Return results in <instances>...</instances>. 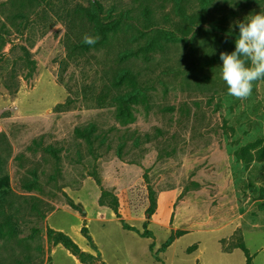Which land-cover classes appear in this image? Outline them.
<instances>
[{
    "label": "rangeland",
    "instance_id": "obj_1",
    "mask_svg": "<svg viewBox=\"0 0 264 264\" xmlns=\"http://www.w3.org/2000/svg\"><path fill=\"white\" fill-rule=\"evenodd\" d=\"M139 1L124 3L138 6ZM214 4L213 20L227 16L236 38L238 22L264 13V0ZM68 11V5L39 0H0V180L6 178V198L12 201L11 207L0 205V211L26 224L38 219L33 206L41 213L51 208L45 226L70 236L84 252L100 253L107 264H247L243 247L252 264H264V80L253 82L246 99L230 96L221 78L223 62L213 70L199 64L213 43L203 32L190 41H161L162 47L153 51L145 49L144 39H132L136 53L119 67L136 75L147 97L144 102L115 100L113 79L122 71L112 66L118 47L109 51L124 36L118 33L110 46L80 49L71 57ZM83 25L90 29L77 21L78 35ZM130 90L128 83L120 87V93ZM90 123L105 137L157 129L164 136L125 158H100L95 163L99 185L90 176L93 165L72 162L75 129ZM51 143L64 148L60 162L42 150ZM56 168L63 180L50 179ZM87 180L101 196L105 190L117 200V215L99 200L104 223H89L84 204L74 196ZM70 199L80 210L70 206ZM31 225L22 227L18 238L0 232V264L24 262L28 256L33 258L29 264L40 259L43 264H78L55 244V236L41 242L26 238ZM147 231L152 235L145 238Z\"/></svg>",
    "mask_w": 264,
    "mask_h": 264
},
{
    "label": "trees",
    "instance_id": "obj_2",
    "mask_svg": "<svg viewBox=\"0 0 264 264\" xmlns=\"http://www.w3.org/2000/svg\"><path fill=\"white\" fill-rule=\"evenodd\" d=\"M26 1V0H22ZM48 6L53 4H62L70 6L71 11L67 12V20L70 15L69 27H68V52L72 57L73 54L78 53V50H85L91 48H106L110 46L111 38H114L118 33L124 36L123 42L118 46L111 48L109 53L116 52V58L112 60V63L116 69H120L121 74L119 77H115L113 83L117 87L115 100L122 101H138L144 102L147 97L146 88L139 81L136 75H133L128 68H120L122 63L129 60V58L136 53L137 46H133L132 39H144L148 51L156 50L160 47L161 41L177 43L179 41H190L196 34H201L209 37L213 42L207 51L202 55L199 60V64L204 67L214 69L222 61L220 60V54L227 52L228 48L235 50V25L228 21V17H223L220 20H213L210 8L215 4L214 2H220V0H163V4L158 6L157 2L161 0H141L138 6L134 4H125L124 0H118L117 2H108V0H86L88 5L85 6L82 3H77L72 6L69 5L68 0H39ZM196 1H198V6ZM166 3L171 4L170 10L167 11ZM87 22L89 24V30L87 31L86 25L83 31L78 35L75 31L76 22ZM207 27L208 30H205ZM89 35L97 38L95 44L89 45L84 43V36ZM142 47V46H141ZM142 47V48H144ZM204 68V69H206ZM168 71V69H167ZM264 80V79H263ZM128 83L131 86V90L125 93H120V87ZM86 96V92H85ZM122 136L105 137L98 133V127L94 123L80 126L75 129V135L77 144L75 145V157L72 162L76 164H83L85 166L93 165V169L90 172L97 183L100 185V178L96 171L95 163L107 154H113L119 158H125L133 153L135 150L140 149L142 146L156 142L164 136V131L161 129L155 130L154 133H141L130 132L129 130L123 131ZM34 143H40L35 141ZM60 143H51L46 145L42 150L44 154L51 157L57 162L61 161L60 155L64 151L63 147H59ZM33 176L37 178L36 173L32 172ZM63 180V175L60 169H55L53 174L50 175L51 180L57 179ZM57 182L54 187H57ZM7 181L4 177L0 180V205L6 203V205L12 206L10 198H6L9 190L6 188ZM107 198H111L110 202L106 201ZM152 208L155 207L154 197L151 198ZM101 206L107 205L113 211L118 214V205L115 197H112L110 193L102 190V196L100 199ZM70 206L74 210H80V206L75 205L70 199ZM33 212H36L38 219L34 222L30 221L26 224H21L18 219L11 214L0 211V232L7 230L13 238L20 236L21 228L31 225V233L26 238H39L45 236H55V244H61L66 248L74 257H76L81 264H107L101 259V254L97 252V256L91 253L84 252L73 239L63 233L55 232L49 227L45 226L46 215L45 212L41 213L38 209V205L32 207ZM123 225V228L128 231H134L133 228ZM83 235L88 240L89 244L93 245V240L85 228L83 229ZM152 235L150 231L145 232L142 236L148 237ZM169 243H166L163 248L165 249ZM153 245H151V249ZM245 255L247 264H252V257L246 248H242ZM38 251L43 250V244L39 243L37 247ZM32 257H25L24 262L17 260L16 264H29L32 261ZM38 264H43V259Z\"/></svg>",
    "mask_w": 264,
    "mask_h": 264
},
{
    "label": "clouds",
    "instance_id": "obj_3",
    "mask_svg": "<svg viewBox=\"0 0 264 264\" xmlns=\"http://www.w3.org/2000/svg\"><path fill=\"white\" fill-rule=\"evenodd\" d=\"M237 26L239 36L235 50L220 54L221 78L228 94L243 100L251 95L253 82L264 79V13L252 16L247 22H238ZM96 42L97 38L84 36L85 44Z\"/></svg>",
    "mask_w": 264,
    "mask_h": 264
},
{
    "label": "crops",
    "instance_id": "obj_4",
    "mask_svg": "<svg viewBox=\"0 0 264 264\" xmlns=\"http://www.w3.org/2000/svg\"><path fill=\"white\" fill-rule=\"evenodd\" d=\"M74 196L79 202L84 204L86 208V218L89 220V223L105 222L104 218L100 217V213L98 212V210L101 208L99 206L101 191L96 184H94L92 181L87 180L86 185L79 191H77V194ZM107 215H109L110 220H113L115 216L113 212H109ZM76 262L78 264H81L77 259Z\"/></svg>",
    "mask_w": 264,
    "mask_h": 264
}]
</instances>
